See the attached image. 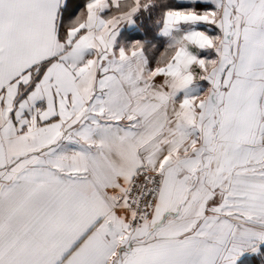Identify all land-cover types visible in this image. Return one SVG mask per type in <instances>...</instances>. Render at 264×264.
<instances>
[{
    "label": "snow or ice",
    "instance_id": "6c2138e0",
    "mask_svg": "<svg viewBox=\"0 0 264 264\" xmlns=\"http://www.w3.org/2000/svg\"><path fill=\"white\" fill-rule=\"evenodd\" d=\"M0 264H264V0H0Z\"/></svg>",
    "mask_w": 264,
    "mask_h": 264
}]
</instances>
